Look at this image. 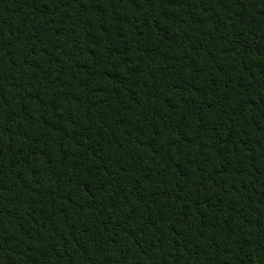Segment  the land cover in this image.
I'll return each instance as SVG.
<instances>
[{
	"label": "trees",
	"instance_id": "obj_1",
	"mask_svg": "<svg viewBox=\"0 0 264 264\" xmlns=\"http://www.w3.org/2000/svg\"><path fill=\"white\" fill-rule=\"evenodd\" d=\"M0 264H264V0H0Z\"/></svg>",
	"mask_w": 264,
	"mask_h": 264
}]
</instances>
